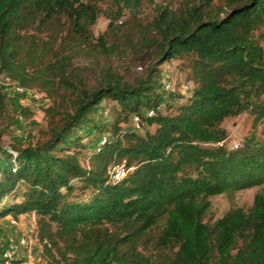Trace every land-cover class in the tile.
Masks as SVG:
<instances>
[{
    "label": "trees",
    "instance_id": "obj_1",
    "mask_svg": "<svg viewBox=\"0 0 264 264\" xmlns=\"http://www.w3.org/2000/svg\"><path fill=\"white\" fill-rule=\"evenodd\" d=\"M97 1L0 0V75L52 101L44 137L0 144V218L37 214L43 264H264L263 189L248 208L206 219L211 195L264 182V139L250 134L230 149L221 126L241 112L252 126L264 120L255 33L264 0H109L107 26L95 35ZM144 1L154 5L146 19ZM86 56L129 58L146 74L99 79L76 63ZM173 57L186 58L195 83L177 103L158 90L159 64ZM8 87L0 82V110L10 98L29 114ZM62 94L70 108L60 110ZM106 96L115 113L94 126L110 137L81 163L79 130ZM134 115L143 132L122 125ZM121 162L128 171L114 179L108 166Z\"/></svg>",
    "mask_w": 264,
    "mask_h": 264
},
{
    "label": "rangeland",
    "instance_id": "obj_2",
    "mask_svg": "<svg viewBox=\"0 0 264 264\" xmlns=\"http://www.w3.org/2000/svg\"><path fill=\"white\" fill-rule=\"evenodd\" d=\"M179 2L181 0L175 1L174 4L176 5ZM97 6L99 11L94 22L91 24V30L95 35L103 31L107 26L108 18L105 11L110 8V2L109 0H100L97 1ZM153 13L154 5L144 1L139 15L142 19H146L150 18ZM127 15L128 13L125 12L121 19H124ZM255 33L259 37L264 53V27L256 29ZM127 59L129 61L128 64L127 60L121 56L101 58L86 56L78 58L76 63L81 66L95 67L96 75L99 79L109 78L114 80L120 77L122 80L131 81L136 75L146 74L144 66L136 65L129 58ZM186 63V58L173 57L159 64L160 75L158 78V90L166 97H170L174 103L184 100L195 84L193 79L189 77V69ZM90 76L87 77L89 81L92 79ZM0 82H6L3 75H0ZM167 82L172 85L169 89L165 87ZM183 84H188L189 88L182 89ZM6 90L8 94H13L11 88H5ZM169 92L175 93L173 98L170 96L171 94L169 95ZM16 98L18 103L28 109L30 113L25 114L22 111L20 112L19 108L14 107L12 100L7 98L4 110H0V144L3 146L12 144L15 147L32 146L38 138L44 137L48 131V118L45 114V108L52 101L45 96L33 98L29 93L18 94ZM70 101V95H60L58 97L60 110L70 108ZM116 106L117 104L114 98L106 96L90 109V118L84 119V122L89 127L86 128L83 124L81 130H79L83 143L80 147L81 153L78 154L81 163L86 164V156L99 143L110 137V131H99L95 129L94 124L112 119L115 113L114 107ZM160 108L162 110L164 109L163 104L160 105ZM252 118L253 116L249 112H241L222 119L221 126L226 131V137L223 143L227 148L233 149L241 146L244 143L245 137L250 134H253L256 139H264V120L259 121L256 126H252ZM122 125L134 128L139 132H143L144 129L142 123L139 126L134 125L133 116H130L129 120L123 122ZM147 127L153 129V125ZM127 171L128 168L123 162L112 163L108 166V173L114 179L118 178V176L125 175ZM24 185V182H18L17 192H20V189ZM258 189L264 190V182L260 185L211 195L209 197L211 205L206 219L213 221L232 207L240 206L248 208L252 204L253 195ZM36 227L37 214L34 211L19 213L16 217L9 214L4 218H0V259L3 258L1 252L5 249L10 237L18 238L20 236H26L30 240L33 261L35 264H43V260L39 258L41 243L36 237ZM25 251V248L20 249L16 253L15 258L9 262L5 261V264H21L23 260L27 259Z\"/></svg>",
    "mask_w": 264,
    "mask_h": 264
},
{
    "label": "built area",
    "instance_id": "obj_3",
    "mask_svg": "<svg viewBox=\"0 0 264 264\" xmlns=\"http://www.w3.org/2000/svg\"><path fill=\"white\" fill-rule=\"evenodd\" d=\"M6 84L10 85V88L17 94L29 93L33 98L42 97V93L35 89H26L25 87L21 86L20 84L16 83L15 81L10 80L8 77H5ZM167 89L171 88L172 85L167 82L165 84ZM188 84H183L182 89H188ZM153 110H149L148 113L151 114ZM134 125L139 126V118L137 115L133 116ZM119 178V176H118ZM46 239H44V242ZM25 248V254L27 255V259L23 260L21 264H35L32 258L31 247H30V240L26 236H20L18 238L10 237L8 239L7 245L3 251V258L6 262L13 260L15 255L20 249ZM39 259V258H38Z\"/></svg>",
    "mask_w": 264,
    "mask_h": 264
}]
</instances>
